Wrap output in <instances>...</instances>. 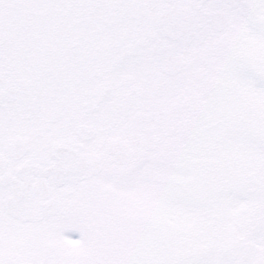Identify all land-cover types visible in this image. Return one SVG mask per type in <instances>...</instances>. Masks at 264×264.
Instances as JSON below:
<instances>
[{"label": "snow or ice", "instance_id": "6c2138e0", "mask_svg": "<svg viewBox=\"0 0 264 264\" xmlns=\"http://www.w3.org/2000/svg\"><path fill=\"white\" fill-rule=\"evenodd\" d=\"M0 264H264V0H0Z\"/></svg>", "mask_w": 264, "mask_h": 264}]
</instances>
